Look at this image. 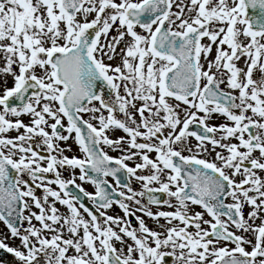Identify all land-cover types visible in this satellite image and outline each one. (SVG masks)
<instances>
[{
	"label": "snow or ice",
	"instance_id": "1",
	"mask_svg": "<svg viewBox=\"0 0 264 264\" xmlns=\"http://www.w3.org/2000/svg\"><path fill=\"white\" fill-rule=\"evenodd\" d=\"M0 61L18 264H264V0H0Z\"/></svg>",
	"mask_w": 264,
	"mask_h": 264
},
{
	"label": "rangeland",
	"instance_id": "2",
	"mask_svg": "<svg viewBox=\"0 0 264 264\" xmlns=\"http://www.w3.org/2000/svg\"><path fill=\"white\" fill-rule=\"evenodd\" d=\"M137 31H140V30L137 29ZM112 35H115V32H113ZM205 42H207V41H205ZM121 46H123V45H121ZM214 55H215V46H213V56ZM0 62H2V61H0ZM105 62L109 63V61H107V60ZM111 63H113V65H116V64L120 63V60H119V58H117L116 60L112 61ZM240 66H243V61L240 62ZM11 86H12V78L10 76L7 77V84L6 85L4 84L3 80L0 79V92H2L5 87H11ZM221 87L226 89V85H221ZM117 115H118V118H122V117L119 116V114H117ZM84 118L88 119V116H85ZM21 119L23 120V122L25 124H29L30 123V118L28 116H24ZM225 122H226L225 119L222 116H219V115H216L212 120L209 121L210 124H215V125H219V124H222V123H225ZM65 123H66V121H65ZM8 135L11 136V137H14V136L17 135V133L15 131H12ZM115 135H124V134L122 132H118ZM38 139L39 138H37V140ZM230 142L231 143H236L235 140H231ZM192 143L195 144V141L193 140ZM61 146L62 147H71V151H66L64 153L65 155L69 156L70 158L73 157V156L82 158V153L79 151L78 146L72 140H69L67 142V145L62 144ZM105 151H107L108 154L113 156V157H118V156L121 155L120 152L111 151L110 149H107V147H105ZM217 151H221V149H217ZM150 155H151V157L153 159L155 158V154L154 153L150 154ZM256 155H258V153ZM206 158L209 159V160H212L214 158V154L212 156H206ZM135 162H140L138 157L135 158V161H129L128 164H129V166H134ZM138 174H141V173H138ZM143 174H147V170H145V172ZM48 175L51 177V174H48ZM69 175H70V170L69 171H62V177L63 178L67 179V178H69ZM76 175L77 176L79 175L78 170H77ZM262 175H264V174H262ZM24 179H28V177L25 176ZM240 179H242V177L238 176L237 180L239 181ZM109 182L113 184V182L111 180H109ZM77 184H81V186L84 187L90 193L94 192V187L92 185H90V184L83 183V182L79 181L78 179H77ZM131 186H132V188L134 190H140V188H141V185L135 180L131 181ZM51 187L54 190H58L56 185H52ZM37 195L38 196L41 195L40 190H37ZM228 202H231V201L229 200ZM56 207L60 210L61 213L67 215V211H66L64 206L59 205L57 203ZM133 207H135V206H133ZM32 210L38 212V210L35 209V208H33ZM158 210L172 211V209H169L166 206H164L162 208H157V207L153 206V208H152L153 212H156ZM192 211L193 212H200V211H203V210L201 208H199L198 206H194L192 208ZM247 211H248V209L246 208L245 209V214H247ZM108 214L109 215H115V216H121V217L123 216V212H121L118 208H115V207H114L113 210H109ZM25 215H27V213H25ZM136 215H141V214L139 212H137ZM85 218H87V217H85ZM204 218L205 219H209V217H207L206 215H205ZM144 219H145L146 225L149 228H151L153 230H156V231H161V229L157 228V226H156L154 221H152L151 219H149L147 217H144ZM160 223L163 224L164 221L161 219ZM33 224L38 226V222H36L35 220H33ZM256 224H260V220H257ZM27 226H28L27 222H25L24 223V227H27ZM134 226H135V224H134ZM46 235H49V234L46 233ZM0 239H5V242L7 244H9V246L18 247V248L20 247V241L18 239H13V238L10 237L9 230L6 228V226L2 222H0ZM117 247H119V245H117ZM21 250H23V249L21 248ZM249 250H251V249L249 248ZM8 264H18V261L12 256V259L10 260V262Z\"/></svg>",
	"mask_w": 264,
	"mask_h": 264
},
{
	"label": "water",
	"instance_id": "3",
	"mask_svg": "<svg viewBox=\"0 0 264 264\" xmlns=\"http://www.w3.org/2000/svg\"><path fill=\"white\" fill-rule=\"evenodd\" d=\"M249 14H250V15H253V14L258 15V14H259V10H258V9H256V10L249 9ZM103 91H104V93H105L106 98H108V90H107L106 88H104ZM120 176H121V179H122L123 182H125V183L128 182V181L125 179V176H124L123 173H121ZM84 202L86 203V205H87L88 207L91 208V203H90V202H88L87 200H85ZM134 223H135V220L133 219V224H134ZM11 258H12V255H11V254L5 253V252H3L2 250H0V263L7 264L8 261L11 260ZM6 259H7L8 261H6Z\"/></svg>",
	"mask_w": 264,
	"mask_h": 264
}]
</instances>
